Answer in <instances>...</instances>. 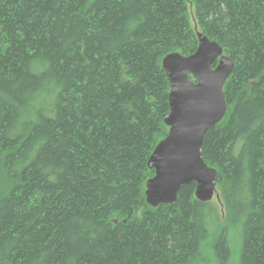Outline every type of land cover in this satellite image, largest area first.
Here are the masks:
<instances>
[{
	"label": "trees",
	"instance_id": "16d2710c",
	"mask_svg": "<svg viewBox=\"0 0 264 264\" xmlns=\"http://www.w3.org/2000/svg\"><path fill=\"white\" fill-rule=\"evenodd\" d=\"M197 30L235 63L202 157L242 225L238 264H264V0H0V264L229 261L196 184L145 195L169 131L162 59L193 55Z\"/></svg>",
	"mask_w": 264,
	"mask_h": 264
},
{
	"label": "water",
	"instance_id": "95a60500",
	"mask_svg": "<svg viewBox=\"0 0 264 264\" xmlns=\"http://www.w3.org/2000/svg\"><path fill=\"white\" fill-rule=\"evenodd\" d=\"M198 48L191 56L173 52L162 59L169 81V107L164 123L169 131L148 160L154 176L147 180V203L154 208L174 204L184 185L196 184L195 198L220 201L218 170L202 157L209 129L223 121L228 106L224 87L235 63L221 45L197 30Z\"/></svg>",
	"mask_w": 264,
	"mask_h": 264
},
{
	"label": "rangeland",
	"instance_id": "374dc122",
	"mask_svg": "<svg viewBox=\"0 0 264 264\" xmlns=\"http://www.w3.org/2000/svg\"><path fill=\"white\" fill-rule=\"evenodd\" d=\"M218 193L220 196V201L214 198L209 204L216 215V224L214 228L211 230L214 231L216 228H220L223 225H230L228 221V211L224 207L225 201L223 198V194L221 188H218ZM232 221V220H231ZM216 230L212 233L214 234ZM241 235H242V225L241 223H237L236 225H230L227 229L226 238L230 248V258L226 264H238L240 258V250H241ZM200 264H220L219 256L210 251L203 250ZM225 264V263H224Z\"/></svg>",
	"mask_w": 264,
	"mask_h": 264
},
{
	"label": "bare ground",
	"instance_id": "6f19581e",
	"mask_svg": "<svg viewBox=\"0 0 264 264\" xmlns=\"http://www.w3.org/2000/svg\"><path fill=\"white\" fill-rule=\"evenodd\" d=\"M196 264H200V262H197Z\"/></svg>",
	"mask_w": 264,
	"mask_h": 264
}]
</instances>
